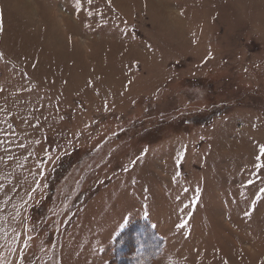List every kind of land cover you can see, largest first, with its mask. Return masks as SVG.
Segmentation results:
<instances>
[{"label":"rangeland","instance_id":"obj_1","mask_svg":"<svg viewBox=\"0 0 264 264\" xmlns=\"http://www.w3.org/2000/svg\"><path fill=\"white\" fill-rule=\"evenodd\" d=\"M264 0H0V264H264Z\"/></svg>","mask_w":264,"mask_h":264},{"label":"snow or ice","instance_id":"obj_2","mask_svg":"<svg viewBox=\"0 0 264 264\" xmlns=\"http://www.w3.org/2000/svg\"><path fill=\"white\" fill-rule=\"evenodd\" d=\"M262 153H264V149H262Z\"/></svg>","mask_w":264,"mask_h":264}]
</instances>
